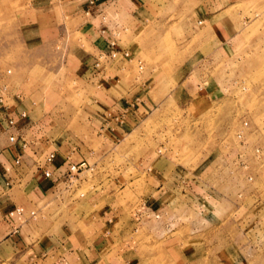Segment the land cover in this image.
Masks as SVG:
<instances>
[{
	"label": "rangeland",
	"instance_id": "rangeland-1",
	"mask_svg": "<svg viewBox=\"0 0 264 264\" xmlns=\"http://www.w3.org/2000/svg\"><path fill=\"white\" fill-rule=\"evenodd\" d=\"M166 1L169 4L146 26L132 27L117 11L107 13L109 19L127 29L122 31L121 39L133 55L119 72L128 90L115 85L107 93L115 100L127 92L132 101L139 102L136 97L144 95L150 99L139 107L140 121L129 128L123 120L109 123L113 111L108 107L111 103L101 100L105 93L97 94L89 80L78 76L73 66L66 64L68 60L64 61L66 57L61 58V48L55 43L39 39V32L48 26H32V23L45 18L48 23L54 20L56 24L58 0H0V73L11 69L12 74H20L21 80L29 78V82L38 84L40 94L30 108L36 118L47 122L43 128L45 136L62 155L82 157L94 165L92 171L81 173L63 189L65 201L58 210L62 217L56 219L55 226L71 219L68 213L79 217L88 210L83 203L94 192L102 195L100 205L105 199L112 200L120 212L128 214L141 199L154 193L157 184V190L162 185L161 191L164 190L163 194L157 192L166 213L163 218L178 217L177 233L184 238L185 245L190 233L187 216L198 206V201L187 200L192 195L185 191L193 180L199 183L201 191L204 187L209 189L211 199L206 206L217 213L221 225L230 232V241L238 235L234 223L238 220L231 218L232 213L257 215L259 207L248 194L251 187L264 185L260 169L255 181L248 184L244 171L235 166L234 157L239 151L250 156L256 144L264 146V43L252 48L251 57L212 59L211 66L201 64L188 74L183 71L184 76L175 80L169 62L180 66L185 61L186 51L199 39L198 24L192 21L181 25L190 17L191 10L173 7L185 0H163V3ZM155 10L157 6L142 16H152ZM255 13L264 19V4L248 14L252 17ZM157 17L162 23L167 18H176L178 24H157ZM71 19H65V48L69 41L81 43L73 33L75 21ZM258 28L263 32L257 39L263 41L264 27ZM186 35H190V43ZM158 67L164 73H157ZM143 80H147L145 88L133 87ZM46 86L48 90L44 94ZM133 108L130 106L127 111ZM244 120L248 127L242 144L236 132ZM145 167L152 170L144 172ZM241 187L246 191L239 200L236 193ZM34 215L38 221L44 220V212L38 210ZM88 223L84 217L78 225L90 228ZM159 223L154 216L144 217L139 231L126 238L130 243L127 248L130 259L138 264H175L154 236ZM246 237L259 246L262 244L260 251L264 249V232L255 228ZM201 255L194 256L198 259L187 264H207L208 255L205 263Z\"/></svg>",
	"mask_w": 264,
	"mask_h": 264
},
{
	"label": "crops",
	"instance_id": "crops-1",
	"mask_svg": "<svg viewBox=\"0 0 264 264\" xmlns=\"http://www.w3.org/2000/svg\"><path fill=\"white\" fill-rule=\"evenodd\" d=\"M58 1L56 28L54 20L48 23L45 18L37 20L36 24L32 23V26H48L39 32V39L46 43H55L57 48H61V58L66 57V62L68 60L66 64L73 66L78 76L89 80L97 94L105 93L104 99L101 100L111 105L108 106L103 101L98 102L113 111L107 120L109 123L123 120L124 125L132 127L140 121L137 115L140 105L147 104L150 99H145L144 95L136 97L139 102L132 101L128 92L119 100H115L114 96L109 97V90L115 85L128 90L127 83L119 78V72L123 71L126 62L118 59L114 63V59L111 63L104 62L95 67L96 59L101 53L114 48L128 49V45L121 39L122 31L127 29L109 19L107 13L117 11L132 27L146 26L150 20H156V14L159 15L163 7L169 4L168 1ZM262 4L264 2L259 0H185L182 5L173 7L191 10L190 17L181 25L196 21L199 34V39L192 42L184 55L185 61L180 66L173 61L169 62L175 80L184 76L183 71L188 74L201 64L211 66L212 59L225 60L234 57L242 60L251 57L252 48L255 49L257 44L261 46L264 43V40L257 39L260 32H263L258 26L264 27V19L256 13L252 17L248 13ZM156 6L157 11L155 10L152 16H142L143 12L150 13L149 10ZM67 17L72 18L71 22L75 21L74 25L72 24L73 33L81 43L69 41L65 48ZM157 24L172 26L177 25L178 21L176 18H167L162 23V19L157 17ZM185 38H190V35ZM187 41L190 43L191 40ZM10 71L0 73V85L7 86V98L27 113L22 120V131L29 144L21 149L19 144L9 143L6 132H0V264H138L139 262L127 255L130 243L126 238L133 237L132 234L139 231L147 212H150L149 216L159 214L157 220L160 225L153 233L175 264H187L198 259L201 254L203 263L208 255L207 264H264V249L260 251L262 244L259 246L246 237L252 230V217L255 215L242 214L239 211L232 213L231 218L238 220L234 222L237 230L235 233L238 235L230 241V232L221 225L217 213L207 207L211 199L209 189L204 187L201 191L198 189L199 183H194L195 180L188 182L185 188L187 194L192 195L187 200L192 203L193 200L198 201V206L192 208V215L187 216L190 233L187 238L189 241L185 245L184 238L177 233L178 217L171 215L167 219L163 218L166 213L162 203L158 201L159 198L157 199V192L163 194L164 190L161 191L163 185L157 190V184L154 185V193L141 199L128 214L120 212L112 200L110 202L105 199V203L100 205L102 195L94 192L83 203L88 206V210L81 212L79 217L68 213L71 219L55 226L56 219L62 217L58 210L65 201L62 194L63 189L68 186V165L85 158L74 159V155H62L53 143H50V139L43 132L47 122L36 118L30 108L40 94L38 84L29 82V78L21 80L19 73L12 74L11 69ZM157 73H164V70L158 67ZM146 81L143 80L133 87L143 89ZM46 90L47 86L44 94ZM17 93L20 95L19 99L15 96ZM130 106L134 108L127 111ZM136 106L138 108L135 109ZM13 115L17 117L16 110ZM106 125L108 124L105 123ZM51 152H55L56 157L50 165L52 176L47 178L42 171L45 159ZM19 153L21 160L15 165L14 158ZM151 170L150 167L144 168L147 173ZM15 207H22L24 212L10 215V211ZM36 208L45 213L44 220L41 218L38 221L36 215H30V211H38ZM57 212L58 215L55 216ZM84 217H87L90 228L78 225ZM244 239L246 241L243 242ZM196 255L198 258L194 257Z\"/></svg>",
	"mask_w": 264,
	"mask_h": 264
},
{
	"label": "built area",
	"instance_id": "built-area-1",
	"mask_svg": "<svg viewBox=\"0 0 264 264\" xmlns=\"http://www.w3.org/2000/svg\"><path fill=\"white\" fill-rule=\"evenodd\" d=\"M114 45V43H111ZM114 59H122L125 62H130L133 59V55L128 49H112L109 52L101 53L99 57L96 59L95 67H98L100 64L104 62H109ZM140 63V62H139ZM139 69H142V65H139ZM10 69L6 70V73H10ZM244 89V87H242ZM7 86L0 85V132L7 133V139L10 144H19L21 149H24L29 144L25 139L22 131V120L25 119L27 113L25 110L20 109L19 106L15 105L11 100L7 98L6 94ZM16 98L19 99L20 95L15 94ZM17 111V117L13 115V111ZM242 128L236 132V137L239 142L242 144L245 143V132L244 130L248 127L247 120L242 121ZM56 153L51 152L47 155L45 159V167L42 171L45 177L52 176V170L50 169V165L55 160ZM21 157L20 153L16 155L14 158V164L18 165L20 163ZM253 163H256V169L253 167ZM234 164L237 168L244 171L245 181L248 184H252L257 178V172L260 169L261 177L264 180V146L256 144L251 148V155L247 156L243 151H239L236 153L234 157ZM94 169V165L89 163L87 159H82L78 162H71L68 165L67 172V182L68 187L71 185L72 180L76 179L81 172L83 171H92ZM249 190V189H248ZM246 189L240 188L236 193V197L239 200L244 198ZM249 197L254 201L255 205L259 207L257 215L252 217V227L260 232H264V185L261 187H251ZM80 196H83L81 194ZM261 208V209H260ZM24 209L22 207H15L12 211H10V215L13 214H22ZM261 213L263 215H261ZM34 211H30V215L33 216ZM150 212L144 214V217H148ZM255 215V214H254ZM258 216V217H257ZM155 218L159 217V214H154ZM258 233V232H257ZM256 233V234H257Z\"/></svg>",
	"mask_w": 264,
	"mask_h": 264
}]
</instances>
